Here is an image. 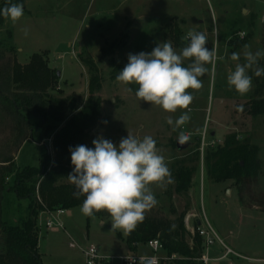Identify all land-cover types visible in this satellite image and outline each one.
I'll use <instances>...</instances> for the list:
<instances>
[{"label": "rangeland", "instance_id": "obj_1", "mask_svg": "<svg viewBox=\"0 0 264 264\" xmlns=\"http://www.w3.org/2000/svg\"><path fill=\"white\" fill-rule=\"evenodd\" d=\"M5 1L0 0V6ZM8 2L22 4L23 16L15 23L5 19L0 26V256L5 252L4 227L21 225L30 213V200L20 199L10 189L14 173L25 166H39L45 153L50 163L54 161L52 136L87 105L95 75L100 84L95 94L102 100L101 117L74 144L94 148L92 141L103 137L118 146L128 132L138 138L152 136L173 183L165 189L152 186L158 204L146 212L145 219L168 223L174 237L192 247L200 218L203 226H211L226 245L241 254L216 259L226 252L216 239L208 250V264H264V115L248 112L257 86L254 79L245 95L227 83L236 64L245 63L244 45H250L253 52L264 50V0ZM189 30L206 35L205 46L209 51L215 47L217 59L214 65H205L208 70L200 77L202 88L189 90L194 97L190 121L174 130L167 118L175 121L181 110L168 113L137 99L138 85H124L116 76L128 63L129 53H149L165 41L179 52L188 43L180 38ZM233 53L240 54L239 61L231 59ZM190 62L185 60L184 66ZM258 66L264 68V57ZM36 68L40 75L33 71ZM37 109L44 119L34 115ZM31 131L35 133L23 144ZM181 135L189 142L185 149L176 146ZM230 136L256 146L260 158L259 175L241 191L235 181L215 182L209 172L212 161L208 163L207 156ZM182 165L194 169L193 184L178 194L174 173ZM56 184L71 183L63 178ZM80 209L77 206L70 215L61 214L64 228L54 231L46 227L54 214L47 213L50 210L39 213L37 251L42 264H84L82 251L91 244L109 255L149 251L145 242L134 249L128 246L120 237L126 234L112 230L109 215L89 218ZM188 214L196 215L189 227L185 223ZM0 264L14 263L0 257Z\"/></svg>", "mask_w": 264, "mask_h": 264}, {"label": "clouds", "instance_id": "obj_2", "mask_svg": "<svg viewBox=\"0 0 264 264\" xmlns=\"http://www.w3.org/2000/svg\"><path fill=\"white\" fill-rule=\"evenodd\" d=\"M0 15L15 23L23 16V5L8 3L0 9ZM180 39L188 43L179 52L171 42L165 41L149 53H129L128 63L116 76V80L124 85H138L137 99L159 106L168 113L181 110L182 114L175 121L167 118L174 130L190 121L194 97L189 90L202 88L200 77L208 70L205 65H214L217 59L215 47L211 51L206 48L208 40L204 33L189 30ZM243 57L245 63H237L227 77L229 87L240 95L247 94L252 88L249 70L258 77L264 75V68L258 66L264 50L253 52L246 44ZM231 59L239 61L240 54L233 53ZM185 60L191 62L184 66ZM186 140L183 135L179 138L180 143ZM92 144L94 148L86 145L69 148L74 167L67 177L76 188L73 195L85 197L80 209L85 216L106 211L111 217L112 230L130 234L145 219L146 212L158 204L152 186L165 189L173 183L171 171L150 135L138 138L128 132L118 146L103 137L94 139ZM139 264L157 262L155 257L144 255L139 257Z\"/></svg>", "mask_w": 264, "mask_h": 264}, {"label": "trees", "instance_id": "obj_3", "mask_svg": "<svg viewBox=\"0 0 264 264\" xmlns=\"http://www.w3.org/2000/svg\"><path fill=\"white\" fill-rule=\"evenodd\" d=\"M8 3V0L3 2L0 9H3ZM5 19L0 15V26ZM33 57L38 58L39 56L34 54ZM33 71L36 75H40L39 68ZM249 75L257 86L248 112L253 116L264 115V75L258 77L252 70ZM97 80V76L91 77L90 97L87 105L72 115L66 120L64 126L54 132V136H52L53 150L55 151L54 161L50 163V155L45 153L40 159L39 166H25L14 173V185L10 189L20 199L30 200V213L21 225L14 224L4 227L5 252L0 256L1 258H6L14 264H42L37 251L36 221L39 213L46 210H71L82 205L85 197L76 198L73 195L76 191L73 184L57 185L56 183L63 178L68 179L67 176L73 172L74 166L71 164L69 148L83 145L82 143L74 144V141L93 129L101 117L102 100L95 94L100 85ZM13 107L18 109L16 103H13ZM36 111L37 113L34 115L38 119H44L43 112L40 113V109ZM212 151V154L207 156V162L212 161L209 164V172L215 182L233 180L237 185V190L241 191L243 186H248L251 180L259 175L260 158L257 157V147L249 142L239 143L235 136H230L223 145H218ZM193 174L194 169L184 165L175 171V191L178 194L187 192L191 188ZM37 197L40 198V202ZM238 199L240 203L243 202L240 194ZM94 215L105 217L109 214L106 211H101ZM180 226L182 227V224ZM159 233L162 235L159 237L163 240L167 252L178 256L169 264H203L198 260L203 251V240L199 234L195 235L194 246L190 247L184 239L179 240L174 237L175 232L171 225L154 218L144 219L134 231L124 237L118 235L134 249L138 244L156 238Z\"/></svg>", "mask_w": 264, "mask_h": 264}, {"label": "built area", "instance_id": "obj_4", "mask_svg": "<svg viewBox=\"0 0 264 264\" xmlns=\"http://www.w3.org/2000/svg\"><path fill=\"white\" fill-rule=\"evenodd\" d=\"M66 212L67 210L64 209L47 212L54 215L46 221V227L49 230L53 231L54 229L64 228L63 223L60 220V215L65 214ZM195 216L196 215L194 214H188V216L186 217L185 223L188 227ZM195 233L199 234V236L203 240V251L198 258V260L203 264H208V262L211 260V257H209L208 255V250L209 247L215 243L216 239H218L226 249L225 254H223L220 259L227 257L230 254L240 256L232 248L226 245L220 239V237H218L211 226H209V228L203 226L200 218L197 219V227L195 228ZM144 247H147L149 251H130L119 255H109L102 253L101 249H99L96 245L91 244L84 248L82 251L84 264H139V257L144 255L155 257L157 264H169L172 260L178 257L176 254H169L167 252L164 242L160 237L150 239L144 244Z\"/></svg>", "mask_w": 264, "mask_h": 264}, {"label": "crops", "instance_id": "obj_5", "mask_svg": "<svg viewBox=\"0 0 264 264\" xmlns=\"http://www.w3.org/2000/svg\"><path fill=\"white\" fill-rule=\"evenodd\" d=\"M34 133H35V132H32V131H31L30 136H29V137L23 142V144H24L25 142H27L28 140H30V137H32ZM35 142H36V141H35ZM36 143H37L38 145H42V144H44L43 141H42V142L39 141V142H36ZM23 144H22V145H23ZM22 145H21V146H22ZM21 146H20V147H21ZM240 205L242 206L241 203H240ZM242 207H243V206H242ZM256 209H257V208H256ZM42 212H45V211H42ZM71 213H72L71 210H67V214H68V215H70ZM229 247H230V246H229ZM230 248H231V247H230ZM234 251H235V250H234ZM235 252H236V251H235ZM236 253L240 255V256L237 255V257H241V254H240L239 252H236ZM230 255H233V254H230ZM230 255H228L227 257H229ZM235 256H236V255H235ZM220 257H221V256H220ZM220 257H218V258H216V259H220ZM227 257H224V258H221V259H225V258H227Z\"/></svg>", "mask_w": 264, "mask_h": 264}, {"label": "water", "instance_id": "obj_6", "mask_svg": "<svg viewBox=\"0 0 264 264\" xmlns=\"http://www.w3.org/2000/svg\"><path fill=\"white\" fill-rule=\"evenodd\" d=\"M243 13H245V10H243ZM176 146H177L178 149H185V148H187L189 146V142L185 141L183 143H180L179 139H178L177 142H176Z\"/></svg>", "mask_w": 264, "mask_h": 264}]
</instances>
